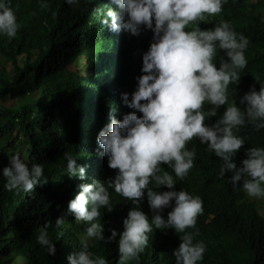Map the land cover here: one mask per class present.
I'll use <instances>...</instances> for the list:
<instances>
[{"label": "trees", "instance_id": "1", "mask_svg": "<svg viewBox=\"0 0 264 264\" xmlns=\"http://www.w3.org/2000/svg\"><path fill=\"white\" fill-rule=\"evenodd\" d=\"M41 3L49 7L42 9ZM11 6L20 27L14 38L0 34V67L11 64L13 71L11 77L0 70V101L20 102L32 95L36 98L25 107L19 103L10 109L0 106L1 254L26 257L30 264H70L68 257L78 253L85 241L93 259L101 257L107 264H118L119 239L129 211H143L151 223L154 213L147 190L144 199L136 204L108 188L110 204L101 207L100 216L92 222L76 221L67 205L79 193L80 184L100 180L108 187L107 181L117 175L118 170L109 168L108 158L99 155L103 150L99 149L97 136L110 123L111 114L122 120L135 111L124 104L122 94L129 93L131 99V93L137 90V77L144 74L143 54L154 42V32L145 26L139 36L112 31L102 23L107 10L117 8L110 0H78L71 6L66 0H11ZM221 22H228L237 34L249 40L244 52L247 66L238 70L240 81L228 86V102L216 116L209 115L214 105L204 102L202 111L208 126L214 125L231 104L245 110L247 104L240 102L244 95L264 85V0H222L220 14L206 15L186 28L211 30ZM228 59L217 42L213 63L219 68ZM80 64L81 70L77 68ZM233 132L245 141L233 158L241 167L247 149L264 148V128L257 130L246 121ZM15 133L22 136L20 141L28 143L29 155L24 161L28 167H43V176L31 192L9 191L5 187L2 169L9 165L8 148L19 139V135L13 139ZM186 150L196 155L193 168L183 180L167 164L159 166L158 174L167 171L173 176L176 191L199 196L203 202L196 228L186 229H198L200 234L194 237V243L205 245L203 260L198 264H264V217L255 203L247 201L242 183L233 185L231 172L219 175L223 161L198 138L189 141ZM65 154L85 168L83 180L66 173ZM148 187L160 192L172 190L166 186L157 188L154 180ZM174 206L173 200L161 213L165 220ZM61 216L64 223L57 228L55 221ZM45 223L48 237L55 244V255H49L36 239L38 229ZM91 223L104 228V241L87 237L86 229ZM152 228L139 261L129 260L127 264H176L173 251L179 247L183 233L156 229L154 224ZM113 229L116 239L107 242Z\"/></svg>", "mask_w": 264, "mask_h": 264}, {"label": "clouds", "instance_id": "2", "mask_svg": "<svg viewBox=\"0 0 264 264\" xmlns=\"http://www.w3.org/2000/svg\"><path fill=\"white\" fill-rule=\"evenodd\" d=\"M77 2L66 0L70 6ZM110 3L117 8L107 10L103 24L112 31L123 30L133 36H139L141 27L145 26L154 32V42L143 54L144 74L137 77V90L131 93V99L129 93L122 94L124 104L135 111L124 115L122 120L111 114L110 123L97 136L99 149L103 150L99 155L108 158L109 168L118 170L117 175L107 181L108 187L100 180L80 184V191L68 202L67 211L78 222H92L100 216L99 209L110 204L108 188H114L136 204L144 199L147 190V200L154 213L151 223L143 211L136 208L129 211L124 220L125 231L119 239L118 264L139 261L153 224L156 229L183 233L179 247L173 251L176 264H198L203 260L205 245L194 243V237L200 234L198 229L195 232L186 229L196 228L197 218L203 214V202L199 196L176 191L173 176L167 171L158 174L159 166L169 165L175 176L183 180L193 168L196 155L195 151L186 150V144L198 138L223 161L221 177L231 172L233 185L242 183L250 198H264V148L247 149L241 167L233 159L245 145L233 129L246 121L257 130L264 128V85L259 91L253 87L244 95L240 102L247 104L245 110L231 104L212 126L205 123L202 111L205 101L214 105L210 116H216L217 110L227 104L228 86L240 81L238 70L247 66L244 52L249 40L237 34L228 22H221L211 30L186 28L194 21L204 20L206 15L220 14L222 0H110ZM40 7L49 6L41 3ZM19 27L11 0H0V34L14 38ZM217 42L229 58L219 68L213 63ZM138 112L143 115H137ZM65 156L66 173L79 175L83 180L85 168L70 155ZM2 175L9 191L31 192L43 176V167L33 164L29 168L19 155H13L9 157V165L3 167ZM153 180L157 188L166 186L172 190L160 192L149 188ZM173 200L175 206L165 220L161 213ZM63 223V216L55 221L57 228ZM47 227L45 223L38 229L36 239L49 255H55V244L48 237ZM86 235L105 240L104 228L97 223H91ZM116 236L115 229L111 230L107 242L114 241ZM68 259L70 264H107L104 258H92L85 241L81 242L80 251Z\"/></svg>", "mask_w": 264, "mask_h": 264}, {"label": "rangeland", "instance_id": "3", "mask_svg": "<svg viewBox=\"0 0 264 264\" xmlns=\"http://www.w3.org/2000/svg\"><path fill=\"white\" fill-rule=\"evenodd\" d=\"M20 64L22 65V63L20 62ZM82 64L78 65L77 68H79V70H81ZM77 68H75L74 66H72V70L73 71H77ZM0 70H3L5 72H8L9 75L12 77L13 76V71H12V65L11 64H7L3 63L1 64ZM36 97H34V95H32L31 97H28L26 99H24L23 101H13L11 99H6L4 102L0 101V106H3L7 109H10L12 106L17 105V103H19V105L21 107H25L29 104H32L33 99H35ZM36 111L40 110V109H35ZM19 135V133H15L13 136V139H15L17 136ZM22 138L21 135H19V139L15 140L13 143H15V145L10 146L8 148V153H9V157L13 156V155H19L21 157V159L23 161H26L29 155V152L27 151L26 153V149H28V143L27 141H20ZM262 187H264V185H262ZM247 201L251 202V203H255L256 206L259 209V212L261 213V215H263L264 217V198H250L249 196H247ZM2 247L3 245L0 244V264H30L28 258L26 257H16V256H3L1 254L2 252Z\"/></svg>", "mask_w": 264, "mask_h": 264}]
</instances>
